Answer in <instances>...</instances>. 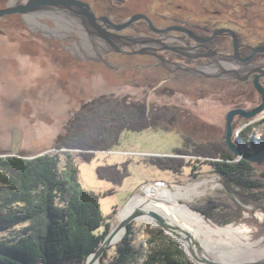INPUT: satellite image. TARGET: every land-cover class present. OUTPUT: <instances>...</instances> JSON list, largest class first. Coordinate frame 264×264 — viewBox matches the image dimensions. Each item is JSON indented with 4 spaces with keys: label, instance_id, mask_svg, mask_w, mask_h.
Segmentation results:
<instances>
[{
    "label": "rangeland",
    "instance_id": "374dc122",
    "mask_svg": "<svg viewBox=\"0 0 264 264\" xmlns=\"http://www.w3.org/2000/svg\"><path fill=\"white\" fill-rule=\"evenodd\" d=\"M85 1L97 4L100 11L118 18L137 13L151 16L161 14L192 22L209 20L215 22L217 27L234 21L243 44L256 47L264 43V0ZM157 19L162 23L161 18ZM22 26L16 23L11 25L6 35L0 32V157L24 154L33 158L56 153L60 155L62 163V152L65 149H57L56 145L69 134L77 113L87 111V104H92L93 99L114 96L127 109H130L127 103L145 100L153 107V112L163 113L170 131L156 128L142 132L126 131L119 145L97 152L92 162L79 163L83 187L100 195L101 210L111 222V229L113 230L119 214L132 198L138 195L148 196L147 186L162 182L167 188L175 189L176 186L203 182L200 190L204 193L195 195L192 199H182L181 204L188 205L198 213L200 211L197 207L204 205L209 199L237 205L240 208L239 216L229 223L210 221L221 228L247 223L255 229V237L252 236V239L256 244L264 243V232L260 233L264 230V200L262 203L243 204L234 193L227 191L222 177L214 173L207 163L191 160L185 167L183 176H178L147 162V157L150 156L186 157L175 151L184 146L187 137L195 142H226L227 113L237 105L246 108V111L254 109L262 100L259 92H254L249 84L191 79L178 71L171 82H163L165 75L162 72L159 80H154L158 73L140 66L133 67L138 63H146V59L137 56L130 58L124 54H113L109 58L116 67L109 65L107 68L96 63L94 58H90L92 62L89 61L95 46L88 37L86 51L72 56L60 49L52 50V44L46 37L38 35L34 38ZM58 45L57 43L56 46ZM230 52L233 54L232 45ZM212 69L211 73H218L216 67L213 66ZM166 87L174 93L163 92ZM262 114L246 122L240 116L244 119L243 124L240 118L234 119L233 141L238 145L240 143L246 152L254 153L264 148L260 144L264 136ZM190 159L191 157L187 160ZM125 163H128L130 175L122 186L102 180L97 174V168L101 165ZM190 164L196 166L195 173L198 177L193 176L194 169ZM254 165L260 171L264 170V164ZM150 197L158 198L156 195ZM131 224L134 231L132 245L136 255L130 264H146L151 256L167 252L172 253L173 258L182 264H204L196 260L195 256L211 259L206 254L207 249L199 244L197 236L180 223L179 226L188 234L175 229L176 225L173 230L185 236L187 248L161 225L154 226L139 219ZM211 229L214 230L212 227ZM193 230L196 231L194 228ZM202 232L203 230L201 235L204 233ZM9 234L15 235V231ZM189 234L193 238V249L187 243ZM1 236H5V233H0ZM202 236L206 237L205 234ZM122 239L106 250L107 262ZM240 244H245V240H241ZM245 252L254 254L250 250ZM97 264H102L101 260ZM155 264L164 263L159 259Z\"/></svg>",
    "mask_w": 264,
    "mask_h": 264
},
{
    "label": "trees",
    "instance_id": "16d2710c",
    "mask_svg": "<svg viewBox=\"0 0 264 264\" xmlns=\"http://www.w3.org/2000/svg\"><path fill=\"white\" fill-rule=\"evenodd\" d=\"M263 46L246 45V54ZM261 57L264 54L257 56ZM151 128L171 130L161 112L137 117L135 110L124 108L114 96L98 98L87 104V111L77 113L69 134L58 141L57 149H65L62 163L56 153L33 158L24 154L0 157V233H5L0 237V264H87L112 229L102 213L100 195L83 187L79 163L92 162L97 152L119 145L126 131ZM260 144L264 147V136ZM175 153L188 158L150 156L147 162L178 176H183L191 160L210 164L227 191L243 204L263 202L264 170L244 159L237 160L226 142H195L187 137ZM189 166L198 177L196 166ZM97 174L115 186H122L130 175L128 163L101 165ZM197 210L218 224H227L240 213L237 205L213 199ZM14 231L15 235L9 234ZM133 235L130 224L110 261H106L105 252L102 264H130L136 255ZM159 259L164 264H182L170 252L153 255L146 264Z\"/></svg>",
    "mask_w": 264,
    "mask_h": 264
},
{
    "label": "flooded vegetation",
    "instance_id": "af4514ba",
    "mask_svg": "<svg viewBox=\"0 0 264 264\" xmlns=\"http://www.w3.org/2000/svg\"><path fill=\"white\" fill-rule=\"evenodd\" d=\"M17 0H0V9H5L8 6L14 4ZM91 7V11L95 13L96 17L98 18V23H102L103 21L100 19L102 17H108L111 22L115 24H119L122 21L126 20L131 16H125L122 18H118L115 15H111L108 12H102L97 7V4H92L91 2H87ZM138 14V13H137ZM147 15L153 22L158 32H154L148 23L144 20H140L132 24L129 28L119 32L120 35H138L146 38H151L154 41L159 42L157 45H154L156 52L159 56L165 57L167 60L173 63H179L186 65L191 68L202 69L204 71H213V66L216 67L215 62L213 61L218 60L220 64L227 67H238L237 64H232L234 62L233 56L235 53L233 40L230 36H217L213 40L209 42H198L196 38L205 39L213 35V33L220 29V28H228L233 30L237 37L239 36L238 31L236 30L235 26L236 23L232 21L231 23H223L220 26H215V22L212 21H203V22H192L188 20H184L178 18L176 16H164L159 14L158 16H151L147 13H142ZM157 18L162 19V23H159ZM19 23V25H23L21 28H25L31 36L37 38L38 35L46 37L52 46V50H62L63 52H67L68 54L75 56V54H80L86 51V28L85 25L80 22L79 20H69L65 17H62L60 14L51 13L45 16H35V17H24L21 14H13V15H6L0 18V32L2 35L7 34V30H10L11 25ZM194 35L196 38L190 35ZM238 43L240 46V56L242 58H247L250 55L246 54V44H241L240 38L238 37ZM59 44L56 46V44ZM231 43V44H230ZM230 45L233 48V54L230 52ZM56 47V48H55ZM167 47H177L189 54V56H184L180 53L174 52L170 49H166ZM143 47L141 45H134L133 47H123L121 53H108L103 56L104 60L110 65V67H116L115 64L111 63L110 56L113 54H124L128 57H142L146 59V63H138L134 68L141 67L142 69L153 70L154 73H158L155 76L154 80H159L160 72L165 75L163 82H171L172 77L176 72L171 73L168 69L160 65V61L150 54L139 55L135 54V52L141 50ZM212 52L214 54L212 55ZM92 53V52H91ZM94 54H90L89 61L92 62L95 59V62L105 67L109 68L107 64L101 61L98 53V49H93ZM208 54L211 55L210 57H204L202 55ZM258 56V55H257ZM257 56L252 60L254 64H261L264 63V59L257 58ZM91 58V59H90ZM243 64L239 62V66ZM125 66L124 64H121ZM159 71V72H158ZM184 73L186 77L191 79L196 78L199 80H209V81H217L222 83H234V84H249L252 87L254 92L258 91L254 87L253 80L256 74L250 75L247 80H232V81H224L216 78H206L202 79L199 77L191 76L190 74ZM151 79V77H148ZM261 83L264 85V77L261 78ZM163 92L174 93V91L168 87L164 88ZM259 94V93H258ZM260 95V94H259ZM99 97V96H98ZM96 97V98H98ZM261 98V96H260ZM93 99L92 101H94ZM91 101V102H92ZM132 101V100H131ZM130 109L135 110L136 116L149 117L153 113V107H150L148 102L145 100L142 102L140 100H133L131 103L126 104ZM247 110L246 108L240 107L237 105L232 110ZM229 111V112H230ZM152 112V113H151ZM228 112V113H229ZM227 113V115H228ZM240 118L241 124L244 123V119L240 116H236V118Z\"/></svg>",
    "mask_w": 264,
    "mask_h": 264
},
{
    "label": "water",
    "instance_id": "95a60500",
    "mask_svg": "<svg viewBox=\"0 0 264 264\" xmlns=\"http://www.w3.org/2000/svg\"><path fill=\"white\" fill-rule=\"evenodd\" d=\"M51 13H58L69 20H79L85 25L86 33L89 41L98 49L99 57L102 62L109 64L104 60L103 56L108 53H121L123 47H133L134 45H141L143 48L135 54L144 55L150 54L156 57L160 61V65L173 73L176 71H184L190 75L198 76L201 78H218L222 80H247L250 75L256 74L253 80L254 87L261 95V103L252 110L246 111L242 109L232 110L227 115V133H226V143L231 150V152L239 159H244L252 164H257L259 166L264 164V148L254 153L246 152L242 149L241 144H236L233 141L234 130L233 122L234 118L239 115L245 119V122L255 118L256 116L264 113V85L261 83V78L264 77V63L254 64L252 60L258 54H264V47H259L255 49L252 54L247 58H242L240 56V46L238 43V38L236 33L228 28H220L216 30L213 35L205 39L196 38L190 33L191 36L196 38L198 42H209L217 36H230L233 40L234 45V62L232 64H237L238 67H227L220 64L218 60H213L216 64V70L218 73L206 72L202 69L191 68L183 64L173 63L167 60L165 57H161L157 54L154 45H157L159 42L154 41L151 38H146L138 35H120L119 32L129 28L135 22L144 20L148 23L150 28L154 32H158V29L155 28L152 20L145 14H135L119 24H115L110 21L108 17L100 18L103 21L98 23V18L95 13L91 11V7L88 3L82 0H17L14 4L8 6L5 9H0V18L6 15L21 14L26 17H35V16H45ZM174 52L180 53L184 56H189L186 52L177 47H167ZM214 52H212V55ZM204 57H210L211 55L204 54ZM239 62L243 63L239 66ZM47 153V152H46ZM133 199V198H132ZM131 199V200H132ZM129 201V203L131 202ZM156 202L161 204L165 209L172 213L170 204L164 200L156 199ZM128 203V204H129ZM127 204V205H128ZM126 205V206H127ZM147 211L144 207V204L134 208L130 214H128L121 222L119 223L116 230H113L106 237L104 242L99 246V248L94 252L88 259L87 264H97L100 262L101 258L105 254L106 250L114 244V239L121 232L124 231L125 234L129 230L130 224L137 218L140 214H146ZM201 213L207 220H210L204 213ZM186 227V225H184ZM178 231H183L186 234L188 232L182 229L180 226L175 228ZM261 231L260 233H263ZM190 248H192L193 238L189 234L187 240ZM196 244V243H195ZM193 249V248H192ZM191 249V250H192ZM264 250L259 252L256 256L259 258L254 260H248L239 264H264ZM196 260L204 264H223L216 262L214 260L205 258L203 256L197 257Z\"/></svg>",
    "mask_w": 264,
    "mask_h": 264
},
{
    "label": "bare ground",
    "instance_id": "6f19581e",
    "mask_svg": "<svg viewBox=\"0 0 264 264\" xmlns=\"http://www.w3.org/2000/svg\"><path fill=\"white\" fill-rule=\"evenodd\" d=\"M202 185L203 182H200L188 186H176L175 189L167 188L162 184L147 186L146 192L148 196L138 195L131 200L119 214L118 222L114 224L113 230H116L121 220L130 214L134 208L144 204L147 213L138 215L136 219L151 223L154 226L161 225L165 227L178 241L183 243L185 248H187L185 236L173 230L175 228L174 225H176V228L179 227L178 223L186 225L184 228L191 230L197 236L200 241L199 244L207 249L206 254L216 262L238 264L259 258V255L258 257L256 255L264 250V243L257 245L258 243L256 244L255 240L252 239V236L255 237V229L252 226L242 223L221 228L210 220H207L200 213L192 210L188 205L181 204L182 199H192L195 195L203 194L204 191L200 190ZM154 195L158 198L150 197ZM156 199L168 202L172 213H169L165 207L157 203ZM201 230H203L204 233H202L206 237L202 236L203 234L201 235ZM216 234L220 235L221 238H218ZM124 235L125 232L121 231L114 239V244L118 243ZM241 240H245V244H240ZM246 250H250L254 254L251 255L245 252Z\"/></svg>",
    "mask_w": 264,
    "mask_h": 264
},
{
    "label": "built area",
    "instance_id": "2783aa9c",
    "mask_svg": "<svg viewBox=\"0 0 264 264\" xmlns=\"http://www.w3.org/2000/svg\"><path fill=\"white\" fill-rule=\"evenodd\" d=\"M162 182H158V184H161ZM162 184H164V183H162Z\"/></svg>",
    "mask_w": 264,
    "mask_h": 264
}]
</instances>
